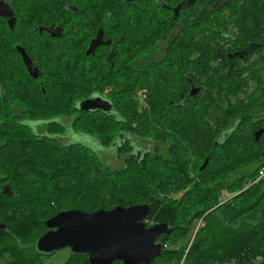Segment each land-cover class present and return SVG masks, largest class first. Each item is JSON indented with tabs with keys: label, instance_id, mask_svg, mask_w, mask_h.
<instances>
[{
	"label": "trees",
	"instance_id": "trees-1",
	"mask_svg": "<svg viewBox=\"0 0 264 264\" xmlns=\"http://www.w3.org/2000/svg\"><path fill=\"white\" fill-rule=\"evenodd\" d=\"M141 1L146 8L139 11L138 22L107 20L106 8L114 7L117 0L111 5L109 0L99 2L94 8L98 24L113 35H122V53L129 58L137 40L141 53L158 50L171 29L170 7H177L183 0H157L155 4L151 0ZM242 1L230 10V19L245 29L241 30L244 35L254 36L251 28L264 25V0ZM59 4L55 0L44 3V19L49 14L50 19L61 23ZM197 9V4L188 9L192 12L187 17L189 24L214 25L208 8L196 13ZM183 16L181 11L178 19ZM15 30L11 32L12 48L10 42H5V30H0V222L6 224L0 233V255L6 264L42 263L46 254L37 250L36 240L47 230L45 221L60 211L93 212L120 204L143 203L151 207L148 225L165 222L173 227L169 234L158 237L163 253L151 264H255V258L263 259L264 264V178L257 180L264 160L255 163L248 175L234 179L227 188L230 196L221 200L220 182L226 180V174L221 173L235 170L244 159L242 155L249 158L253 152L247 155L243 146L219 145L217 150L208 152L209 165L192 177L189 169L193 161L186 160L190 150L202 149L205 156L207 149L213 148L194 135L188 145L177 147L185 152L178 154L176 161H170L165 153V69L154 64L145 75H138L130 59L122 65H89L83 62L86 56L82 38L66 39L58 47H54L53 41L42 39L36 43L41 60L37 66L42 75L33 78L25 65L12 60L10 63L18 53L14 44L24 42L22 32L16 34ZM174 40L180 42V35ZM189 41L194 42V38ZM103 50L98 53L103 55ZM47 54L52 61L56 57L64 60L42 62ZM231 78L239 85V80L232 75ZM106 86L112 88L109 100L118 114L109 116L99 110L79 109V101L101 94ZM137 88L148 89L149 109H142L137 95L134 96ZM8 92L14 102L25 108L23 111L14 113L7 106ZM34 118L39 121L30 125L28 122L35 121L31 120ZM64 119L69 120V127ZM41 126L45 130L41 131ZM68 128L92 136L104 149L115 150L122 166L105 162L84 142L60 140ZM119 131H123L125 139L122 145L112 143ZM129 138L136 142L151 140L157 151H139ZM197 220H202V225L195 229ZM178 241L181 243L177 244ZM62 264L90 261L88 254L71 251Z\"/></svg>",
	"mask_w": 264,
	"mask_h": 264
},
{
	"label": "flooded vegetation",
	"instance_id": "flooded-vegetation-1",
	"mask_svg": "<svg viewBox=\"0 0 264 264\" xmlns=\"http://www.w3.org/2000/svg\"><path fill=\"white\" fill-rule=\"evenodd\" d=\"M50 1L52 0H0V30L1 28L5 30V42H10L12 48L11 32L14 29L16 34L22 32L21 36L24 39L23 43L14 44L18 53L10 59V63L13 61L15 64L26 66L20 50L23 48L37 66L41 63L36 47L39 40H51L54 47H58L66 39L69 41L72 37H80L86 56L83 61L85 64L122 65L126 59H130L138 75H145L147 69L154 67V64L166 70L170 81L169 83L167 81L166 85L168 105L164 108L167 119L164 125L168 136L165 153L168 154L170 161H176V156L185 152L177 147L188 145V140L194 135L198 136L201 143L206 141L207 145L213 146L212 149H207L200 170L205 169L210 163L208 152L217 150L216 147L219 145L252 148L264 145V25L251 28L254 36L244 35L241 30L245 29L235 25L234 20L230 19V10L241 4L242 0H183L176 5H182L177 16L174 11L176 7H170L171 29L158 50L141 53L137 40L131 58L122 53V35H113L96 22L94 8L99 2L106 0H55L57 3L60 2L59 12L62 17L60 22L67 23L68 26L50 19L49 14L44 19V3ZM109 1L111 5L115 0ZM155 1L157 0L150 2L155 4ZM158 1L165 3L166 0ZM195 4L198 7L196 13L204 11L203 8L209 9L210 21L214 20V25L192 26L188 23L187 17L192 13L188 9ZM144 8L146 6L141 0H117L114 7L106 8L107 20L120 23L129 20L138 22L139 11ZM181 11L184 16L178 19ZM222 17L225 19L219 21ZM13 18L14 25L11 24ZM246 29L250 30L247 27ZM28 31L30 34H27ZM190 32H193V35H190ZM177 35H180L181 41H172ZM99 36H102L101 43L95 46L93 52H88L93 41ZM192 37L194 42L189 41ZM206 39L208 41L204 42ZM204 46L206 47L203 48ZM102 49L104 53L100 55L98 51ZM159 54L162 56L156 57ZM61 60L60 57H56L52 62L60 63ZM118 73L122 77V72ZM231 75L240 81L239 85L233 83ZM111 90V86H106L101 94L92 96H101L109 100ZM138 90L146 92L143 100L136 97L143 105L142 109H149L148 89L137 88L136 93ZM8 94L5 99L7 106L14 113L23 111L25 108L14 102L12 94L9 92ZM203 102L207 104H201ZM99 111L109 116L118 114L114 107L109 111L102 109ZM177 119L180 122H177ZM31 120L35 121L28 122L30 125L39 121L35 118ZM122 135L123 131H119L112 143L124 144L125 139ZM87 138L94 140L88 135ZM129 139L135 143L139 151L147 148L157 151V148L152 147L154 142L151 140L136 142L133 138ZM197 154L201 155L202 149L198 152L190 150V157H186V160ZM242 158H245V155H242ZM177 165L178 163L176 167Z\"/></svg>",
	"mask_w": 264,
	"mask_h": 264
},
{
	"label": "water",
	"instance_id": "water-1",
	"mask_svg": "<svg viewBox=\"0 0 264 264\" xmlns=\"http://www.w3.org/2000/svg\"><path fill=\"white\" fill-rule=\"evenodd\" d=\"M181 7L178 5L175 8V16ZM11 24L14 25V18ZM101 38L99 36L93 41L88 52L94 51L95 46L101 43ZM20 50L29 73L33 78H39L41 69L23 48ZM78 107L84 111H109L113 103L101 96H91L79 101ZM150 215L148 203L130 206L120 204L93 212L81 209L60 211L45 221L47 230L36 240V248L46 255L63 248H69L74 253H86L90 264H113L115 261L151 264L163 253V243L158 241V237L169 234L173 227L165 222L148 225L146 220ZM5 229L6 224L0 222V233Z\"/></svg>",
	"mask_w": 264,
	"mask_h": 264
},
{
	"label": "rangeland",
	"instance_id": "rangeland-1",
	"mask_svg": "<svg viewBox=\"0 0 264 264\" xmlns=\"http://www.w3.org/2000/svg\"><path fill=\"white\" fill-rule=\"evenodd\" d=\"M161 56L162 54H159V56H156V57L160 58ZM44 60L45 62L52 61V57L50 56V54H47L46 56H44V58H42V62H44ZM135 93H134V96H136ZM63 122L69 127L68 119H64ZM40 129L41 131L45 130L44 126H41ZM91 138L93 137L91 136ZM60 140H62L63 142H70V141L71 142H74V141L84 142L90 145L91 147H93L98 152V154L103 158V160H105V162L109 163L110 165L119 167V166H122L123 164L122 161L118 158L115 150L104 149L102 145L99 144L98 141L95 142L96 140H93V139L89 140L86 135H84L83 133H76L74 132L72 128L70 129L68 128L66 133L62 135ZM244 149H246L247 155H249L248 149H251V152L253 153L250 155V157L244 158L243 161L238 163L234 168L235 170L228 172V169H226L225 171L221 173V175L223 176H225L224 173L226 174L225 176L226 180H223V182H220V186L223 188L221 190V196H222L221 200H224L228 196H230V193H228L227 188L234 179L238 178L241 175L242 176L248 175L252 167L256 166L259 162L264 160V145L254 146L253 148L246 146ZM253 155L255 158H252ZM204 157H205L204 152L201 155L197 154L196 156L195 155L191 156L193 165L192 167H190L189 171L191 172L192 177H197L198 171H200V165L204 161L203 159ZM219 171H220V168H219ZM257 180H259V178H257ZM179 192H181V189L178 191L177 196L181 194ZM201 225H202V220H197L194 224L195 229L199 228ZM178 243H181V242L178 241L177 244ZM70 254H71V250L69 248H63L51 254L43 255L42 261H41L42 263H37V264H62L69 257ZM258 259H261V258L259 257ZM0 264H6V259L2 255H0ZM255 264H263V259H261L260 261H257V258H255Z\"/></svg>",
	"mask_w": 264,
	"mask_h": 264
},
{
	"label": "built area",
	"instance_id": "built-area-1",
	"mask_svg": "<svg viewBox=\"0 0 264 264\" xmlns=\"http://www.w3.org/2000/svg\"><path fill=\"white\" fill-rule=\"evenodd\" d=\"M145 94H146V92L143 91V90H138L137 93H136L137 97H139L141 100H143L145 98V96H146ZM258 178L259 179L260 178H264V166H262L260 168V170L258 172Z\"/></svg>",
	"mask_w": 264,
	"mask_h": 264
}]
</instances>
